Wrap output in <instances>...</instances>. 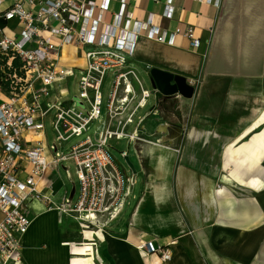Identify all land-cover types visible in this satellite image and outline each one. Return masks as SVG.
<instances>
[{
	"label": "crops",
	"instance_id": "0c3cea01",
	"mask_svg": "<svg viewBox=\"0 0 264 264\" xmlns=\"http://www.w3.org/2000/svg\"><path fill=\"white\" fill-rule=\"evenodd\" d=\"M86 2L96 5L93 19L102 14L100 34L115 24L123 8L120 0H110L107 11L100 9L102 0ZM125 2L120 30L134 42L129 61L147 73L161 68L183 76L194 87L192 98L164 97L151 89L145 106L150 104L149 109L137 113L144 137L159 140L161 145L110 143L119 152L127 151L128 161L133 146L138 161V168L130 161L133 168L125 169L136 180L134 204L114 221L115 226L113 222L96 235L91 230L83 232L71 216L28 199L31 225L22 239V259L25 264L43 260L49 264H264V0ZM149 21L165 36L164 41L147 37ZM190 27L200 42L197 48L183 35ZM176 29L181 34L170 43ZM21 30L20 23L12 30L6 24L3 32L15 39ZM44 36L61 43L57 36ZM98 48L63 45L59 66L73 75L50 87L53 101L66 96L65 84L76 70L84 75L85 51ZM115 72L114 68L108 72L111 82ZM131 81L135 99L120 117L123 120L141 99L138 82ZM0 95L1 104L5 94L1 91ZM44 139L51 163L48 171L60 179L61 164L52 163L55 157L46 131ZM63 169L70 187L63 182L55 191L51 182L39 189L46 173L36 185L56 204L78 196L69 168ZM141 241L170 246L172 260L161 263L156 257L144 256L137 250Z\"/></svg>",
	"mask_w": 264,
	"mask_h": 264
},
{
	"label": "built area",
	"instance_id": "2783aa9c",
	"mask_svg": "<svg viewBox=\"0 0 264 264\" xmlns=\"http://www.w3.org/2000/svg\"><path fill=\"white\" fill-rule=\"evenodd\" d=\"M125 1L120 0L123 8L116 16L115 24L100 34L97 28L103 18L102 14L92 18L96 7L93 2L0 0V92L5 94V100L0 104V264H25L22 239L31 225L26 205L28 199H36L48 210L71 216L83 232L91 230L96 235L116 221L135 198L136 180L125 173V169L130 168L126 161L128 152H119L124 161L122 165L113 155L116 147L110 144L111 141L161 145L159 140L144 137L145 129L137 113L145 108L150 92L134 69L125 70L127 56L133 57L135 51L133 39L128 34L122 35L120 30ZM102 2L100 9L107 11L110 0ZM171 13L169 7L167 16ZM15 16L22 30L19 37L11 39L3 31L7 19ZM147 25L150 40L158 43L165 40L152 21ZM44 33L59 37L61 43H54ZM177 34H181L179 29L170 36V43ZM183 35L190 40L192 48L199 46L191 27L186 28ZM66 44L99 47L85 51L86 69L78 82V105L83 104L82 108L76 107L74 101L59 104L58 100L51 99L50 87L73 75L59 66L62 47ZM112 68L116 72L103 112L102 90ZM131 80L138 82L141 99L123 120L120 117L135 99ZM50 113L53 115L50 127L56 134L58 146L73 137H83L52 160L56 165L66 161L75 165L78 196L74 201L61 204L42 194L36 186L51 166L44 139L45 120ZM104 114L106 120L90 135L89 129ZM58 146L54 144L57 150ZM24 173L26 176L21 179ZM137 250L148 258L156 257L161 263L173 258L170 246L162 248L149 241H141Z\"/></svg>",
	"mask_w": 264,
	"mask_h": 264
},
{
	"label": "rangeland",
	"instance_id": "374dc122",
	"mask_svg": "<svg viewBox=\"0 0 264 264\" xmlns=\"http://www.w3.org/2000/svg\"><path fill=\"white\" fill-rule=\"evenodd\" d=\"M7 21H8L7 22V27L10 28L11 30L15 29V27L18 26V24L20 23L19 19L16 16L8 18ZM77 61H78V63H80L81 59H79ZM127 62L128 63L125 65L126 66L125 70H128V68H131V69H134L135 71H137V73L140 76V78L142 79V81L145 82L147 90L151 91V89H152L151 81L149 80L148 73L145 71V69H143L141 66L137 65L133 61H129V59H128ZM82 74H83V71L76 70L75 71V76L70 78L69 80H67V82L65 84V87L67 88V93H66V96L64 98H61V100L59 101V104H64L65 102H68L69 104H71L72 101H74V104H75L76 107H79V108L83 107V104L78 105V102H79V99H78L79 83L78 82H79V79H80ZM112 83L113 82H111V77L109 76L107 78L106 84H105V86H104V88L102 90V94H103V98H104L103 105H102L103 112L105 110L106 102H107V99H108L107 96H108V94H109V92L111 90ZM1 95H0V97H1ZM151 101H152V98L150 99L149 102H151ZM148 106L145 107V109L142 111V113L145 112V110L149 109ZM52 116H53L52 113H50L49 117H47V119L45 120L46 138H47L48 146L51 148V150L53 152V156L54 157H59L61 155V153L66 152L70 148L69 147L70 145L75 144L78 141L82 140L83 137L82 138L73 137L72 139H70V141H68L66 143H61V144H59L60 146H58V143L55 141L56 134H55V132H53L51 130V127H50V122L52 120ZM103 122H104V116H102L94 125L91 126V128L89 129L90 130L89 134L92 135L94 133V131H96V128L101 126ZM93 140H94V137H93ZM112 142H114V141H111V143ZM53 144H57V146H58V151L56 153H55V147H54ZM118 145H121L120 147H122V149H125V150L127 149L125 143H123V142H119ZM118 149L119 148L114 149V151H113L114 154L113 155L115 156V158L118 161H120L122 163V165H124V163H123L124 161L121 159ZM129 159H130V161H132V163L135 165V167L138 168V161H137V158H136L135 148L133 146H131L130 149H129ZM63 167H68L69 168L70 178L74 179L76 185L78 186V182H77V178H76V174H75V172H76L75 171V165L71 161H66L64 163V165L61 164L59 166L60 179H58V177L56 176L55 172L47 171L46 174L44 175V179L45 180L39 186V189L46 188L47 186H49V184L51 182L55 183L54 186H53L55 191L59 190L60 188L63 187V182L65 183L66 186L70 187V185H71L70 180L67 178ZM133 204H134V201H131L130 206L126 207V211L123 213L124 216L130 211V208H131V206ZM69 223L72 224L73 226H75V223L73 221L70 220ZM115 223L116 222H114L112 225L115 226L114 225ZM30 263H31V261L29 262V264ZM38 263L39 264L40 263L49 264L45 260H43L42 262H38Z\"/></svg>",
	"mask_w": 264,
	"mask_h": 264
},
{
	"label": "water",
	"instance_id": "95a60500",
	"mask_svg": "<svg viewBox=\"0 0 264 264\" xmlns=\"http://www.w3.org/2000/svg\"><path fill=\"white\" fill-rule=\"evenodd\" d=\"M149 80L151 81L152 89L159 95L164 97H172L176 94L191 99L194 87L188 84L187 80L180 75H174L163 69L152 68L148 72ZM130 168L133 165L130 161L126 160Z\"/></svg>",
	"mask_w": 264,
	"mask_h": 264
},
{
	"label": "bare ground",
	"instance_id": "6f19581e",
	"mask_svg": "<svg viewBox=\"0 0 264 264\" xmlns=\"http://www.w3.org/2000/svg\"><path fill=\"white\" fill-rule=\"evenodd\" d=\"M167 130V129H166ZM163 133V132H162ZM261 137H263L262 135H261ZM261 137H260V139H261ZM263 139V138H262ZM260 142V141H259ZM264 147V146H263ZM263 147H262V149H263ZM253 156V155H252ZM264 163V162H263ZM258 164V163H257ZM226 180H228V179H226Z\"/></svg>",
	"mask_w": 264,
	"mask_h": 264
}]
</instances>
